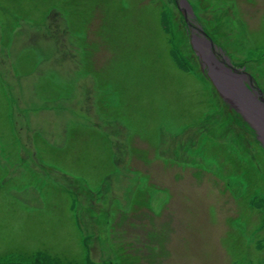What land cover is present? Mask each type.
<instances>
[{
    "label": "rangeland",
    "instance_id": "obj_1",
    "mask_svg": "<svg viewBox=\"0 0 264 264\" xmlns=\"http://www.w3.org/2000/svg\"><path fill=\"white\" fill-rule=\"evenodd\" d=\"M62 1L0 0V87L10 118L8 128L0 93V264H121L113 249L117 240H130L132 252L145 264H232L221 246V224L227 221L241 230L247 261L263 264L264 212L251 203L255 191L246 190L242 174L255 163L263 180V154L255 140L262 133L264 143V108H255L251 95L246 100L223 98L203 72L191 41L201 60L202 56L212 60L211 64L202 60L204 67L243 66L261 88L264 101V0H188L197 23L177 0H106L100 11L93 9L96 0H70L68 15ZM77 1L79 11L74 10ZM121 10L129 11L135 30L120 29ZM72 13L114 29L101 36L104 51L98 56L92 52L93 59L103 60L100 70L158 69L147 82L143 79L144 93L136 88L129 93L145 99L152 94V106L137 117L144 140L133 132L135 120L124 123L103 117L101 111L115 100L113 96L102 102L99 94L98 103L91 102L92 91L100 93L105 86L97 67L88 68L93 64L80 45ZM202 29L223 43L231 63L225 65L221 52L219 61L213 59L218 50L208 48L211 41ZM131 41L142 44L135 47ZM151 42L152 50L145 47ZM172 51L193 70L182 74L188 80L177 79L180 66ZM20 52L29 59L26 67L24 60L16 59ZM200 84L212 98L205 96ZM106 90L112 93L110 85ZM200 94L205 98L198 99ZM78 127L86 131L73 138ZM91 127L110 134L115 154L98 167ZM230 147L244 162L238 173L231 171L236 158L230 160L226 154ZM137 149L149 152L153 158L149 166L134 158ZM161 161L178 171L197 167L199 172L185 171L174 183L170 199L169 188L154 190L166 185L156 181L148 193V210L144 205L128 212L135 189L146 182L142 177ZM174 174L170 170L166 180ZM180 241L186 245L177 252ZM234 264H241L238 258Z\"/></svg>",
    "mask_w": 264,
    "mask_h": 264
},
{
    "label": "trees",
    "instance_id": "obj_2",
    "mask_svg": "<svg viewBox=\"0 0 264 264\" xmlns=\"http://www.w3.org/2000/svg\"><path fill=\"white\" fill-rule=\"evenodd\" d=\"M62 2L66 8L67 15H68L71 11V8H72L71 1L70 0H63ZM82 2H83V0H82ZM105 2H106V0H96V3H95L96 7L94 6V8H93L94 11H100ZM163 2H164V0H163ZM78 5H79V1H77L74 4V10L75 11H79ZM106 14H107V10H105L103 13L100 14L101 21L105 20ZM128 15H129L128 10L127 11H124V10L120 11V17H121L120 20L122 21V26L120 27V29L124 30V31H133V30H135V27H134V24L128 20ZM70 20L72 22V25L78 29L77 31L80 35V45H81V47L85 48L84 50H85V56L87 58V61L90 62L91 64H93V65L88 66V68L95 69L97 67V72L100 76V79L103 78V76H104L105 81L103 79H101V80H102L103 85L105 86V89H106V85L107 86L110 85L111 89L114 91L115 100L112 103H110L107 107H105L104 110L101 111V113H103V117L106 119L111 118V119H114V120H117L120 122L122 121L124 123L128 122V121L135 120L133 122L137 125L133 126V132H135V135H137L138 138H140L141 140H144L145 135H143V132L141 131L142 125L141 126L139 125L137 117H139L140 114H143V112L146 108H148V107L150 108L152 106V104H151V101H152L151 95L152 94L147 95L146 99H145V98L135 97L132 95V93L131 94H129V93L132 90H134L135 88L137 90L140 89L139 91H143V93H144L145 89H146V85H144V81H143L144 75H146L144 80L147 82V80L150 78V76L154 73V70L156 71L158 69H153V70L142 69V70L124 71V72H128V73H125L124 79L119 78L116 74H112L115 72H119L121 70H118V71H102V70H100L98 66L102 65V64H99L101 57L93 59L92 52H94L93 55L98 56L99 50L104 51V46L100 40L101 36H103L105 34L111 35L112 33H114L113 32L114 29H113V31H112V28H106L105 27V29H103L97 24L96 21L88 20V19H85L82 17L80 18L76 13H72ZM13 29L14 28L11 29V32ZM169 37H170V35H169ZM131 43L135 47H140L142 44L141 42L135 43V41H131ZM114 45H116V44H114ZM114 45H112V46H114ZM154 45H155L154 42H151L150 46H145V47L150 48L152 50L154 48ZM28 49L29 48H26L25 51H27ZM137 51H140V48L137 49ZM22 54H24V53L20 52L17 55L16 59L17 60H20V59L24 60L23 65H24V67H26L29 59H27V57L24 58ZM195 57H196V55H195ZM172 58H173L174 63L180 66V68L176 69V71H175L176 75H181V77L178 76L177 79L188 80L189 76L186 79L185 77H182V74L183 73L188 74L190 72H193V70L192 69L191 70L186 69V67L182 63L180 57H178L177 52L172 51ZM179 59H180V61H179ZM96 63H98V64H96ZM107 73H110V74H107ZM199 87H201L203 89V91H205V96L207 98H212L210 95H208L204 86H202L200 84ZM0 93L4 97L3 106H5V108H6V111H5L6 120L4 122V126L10 128V118H7L8 112H9V106L7 103V96L5 94V90L2 89L1 87H0ZM201 98H205V97H203L202 94H200L198 99H201ZM96 102H97V99H96ZM134 113H135V115H134L135 117L133 116ZM72 127H74V126L71 125L70 129ZM70 129L67 132L66 138L68 137ZM91 129H92V131H90L91 132L90 135L92 137L93 147L95 149L96 154L98 155V157H96V159H95L96 160V167H98L100 162H106L107 163V161H110V160H108V157L111 154H113V148H111V144H110L111 140L109 139L108 136L105 135L103 130H101L100 128L94 129L92 127H91ZM83 130H85L84 127L76 128L73 138L78 137L80 132ZM103 137H104V139H107L105 142H104V140H102ZM100 138H102V139H100ZM154 141H155V139L153 140V142ZM102 143L105 145V148L107 149V153L105 156L103 154V146H102L103 144ZM231 150H232L231 147H230V149L226 148V154H228V156H230V160L233 156L236 158V159L232 158V160H231V166H232L231 171L238 173L239 170L244 167V164L242 165L243 161L241 160V158L239 156H237L236 154H234ZM218 152L222 153L223 150H218ZM254 156L257 157L258 155H254ZM250 157H249V159H250ZM134 158H136L137 160H142L143 164L145 166L146 165L149 166L153 161V158H151V156L149 155V152L147 150L144 151L143 149H140V150L137 149V152H136ZM263 158H264V156L262 157V161H261L262 168H264ZM160 164H162V167L159 170L158 166ZM159 165L155 166L154 168H150V171H148L146 173L145 178H146L147 188L141 189V188L137 187L135 189L134 194H133V199H132V207L128 212L133 211V210L134 211L139 210L144 205L147 207V210H148V207H149V204H148V196L149 195H148V193H150V191L152 189L151 186L154 185V183L156 181L161 180L164 183H166V185L164 187L155 186V185L154 186H155V189L169 188L167 193H168V197L170 199L172 196V193H173L172 188H173L174 183L182 178L185 171H188L190 175L192 173L199 172V168H197V167H194L192 169L191 168H184L183 171H178L176 169L166 167V165L162 161L159 162ZM107 167H110V166H107ZM259 167H260V165H259ZM259 167H257L255 163L248 164L246 166V170L242 174V177H244V175L246 174V180H247L246 184L252 183L253 186H256L257 182L254 179H257V178H259L262 182L264 181V174H263V180H262V177L260 176L261 175V171H260L261 167L260 168ZM170 170H173L175 172V174L169 180H166L165 175ZM222 171H223V168H221L220 171L217 172V174L221 173ZM206 178L212 179L209 175H206ZM223 201H225V199H223ZM262 206H263V209H262V212L261 211L259 212L260 214H263V212H264V204ZM164 211H165V209H162L160 212L163 213ZM151 213H153V212L151 211ZM225 224L229 229V233L230 232L233 233L235 228L232 227L231 222L227 221ZM111 229L119 231V229H117L116 227H113V226H111ZM235 233L237 236L233 233L232 238L236 239L237 243H240V239H242L241 235L238 232H235ZM177 243L179 244V247L176 248L177 252L181 251L184 248V246L186 245L185 243H183L181 241L177 242ZM181 247H183V248H181ZM189 249H192V248H189ZM234 249L237 250V248H235V247H234ZM115 250L118 252L119 256H121L120 262L122 264H145L144 262L141 261L142 260L141 255H139V254L136 255L135 252L134 253L132 252V250H135V247L131 248L130 240H126V241L117 240V242L115 243ZM236 252L240 253V251H236ZM177 257L180 258L179 254ZM182 257L183 256L181 255V258Z\"/></svg>",
    "mask_w": 264,
    "mask_h": 264
},
{
    "label": "water",
    "instance_id": "obj_3",
    "mask_svg": "<svg viewBox=\"0 0 264 264\" xmlns=\"http://www.w3.org/2000/svg\"><path fill=\"white\" fill-rule=\"evenodd\" d=\"M184 1L185 0H182L183 4H186L185 3L186 1L185 2ZM206 60L210 64L212 63V60L210 61L208 58H206ZM226 63L229 64V62ZM208 74L211 82L213 83V85H215L219 94L225 99L242 97V99L246 100L249 98V95H251V93L248 91V88H246L245 85L242 83V96H241L240 83L242 82L243 77L235 72H232L228 66H222L220 68H215L214 66H211ZM247 92L249 94H246ZM253 97H254V93H253ZM253 99L254 101L252 105H254L255 108L260 110L261 108H264L262 107L261 103H258L255 97ZM252 105L250 104L251 107ZM246 116L252 118V115L248 114Z\"/></svg>",
    "mask_w": 264,
    "mask_h": 264
},
{
    "label": "bare ground",
    "instance_id": "obj_4",
    "mask_svg": "<svg viewBox=\"0 0 264 264\" xmlns=\"http://www.w3.org/2000/svg\"><path fill=\"white\" fill-rule=\"evenodd\" d=\"M241 84V96H242V82L240 83ZM244 163V162H243Z\"/></svg>",
    "mask_w": 264,
    "mask_h": 264
},
{
    "label": "flooded vegetation",
    "instance_id": "obj_5",
    "mask_svg": "<svg viewBox=\"0 0 264 264\" xmlns=\"http://www.w3.org/2000/svg\"><path fill=\"white\" fill-rule=\"evenodd\" d=\"M248 82V81H247Z\"/></svg>",
    "mask_w": 264,
    "mask_h": 264
}]
</instances>
